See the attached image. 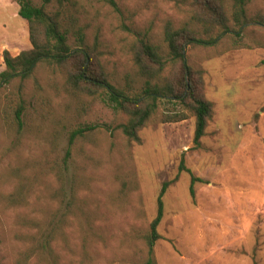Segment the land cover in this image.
<instances>
[{
  "label": "rangeland",
  "instance_id": "rangeland-1",
  "mask_svg": "<svg viewBox=\"0 0 264 264\" xmlns=\"http://www.w3.org/2000/svg\"><path fill=\"white\" fill-rule=\"evenodd\" d=\"M37 7L44 0H32ZM73 16L96 48L109 80L128 95L141 96L147 78L133 62L141 41L168 56L166 32H195L211 40L205 0H71ZM250 20L264 17V0H248ZM233 24L235 0H214ZM48 12L60 9L57 1ZM258 22V21H257ZM244 40H264V26L252 22ZM235 33L217 43L184 44L189 64L202 69L214 116L206 150H193L195 119L155 122L141 132L142 145L127 144L115 128L124 121L100 99L65 90L64 78L48 67L36 77L0 87V264H17L29 235L53 236L55 264H142L144 237L157 215L165 182L158 264H264V48L235 46ZM70 38L72 48L78 46ZM29 27L12 0H0V74L4 51L32 50ZM174 74L172 67L165 76ZM26 103L24 129L15 109ZM175 106L164 102L161 115ZM95 126L64 158L73 131ZM107 127V128H105ZM191 172H181L182 161ZM197 183L190 196L191 176ZM65 191V192H63ZM72 193L75 198L71 200ZM51 253L28 264H53Z\"/></svg>",
  "mask_w": 264,
  "mask_h": 264
},
{
  "label": "trees",
  "instance_id": "trees-1",
  "mask_svg": "<svg viewBox=\"0 0 264 264\" xmlns=\"http://www.w3.org/2000/svg\"><path fill=\"white\" fill-rule=\"evenodd\" d=\"M19 6V16L24 19L29 27L32 50L25 51L19 56H12L9 51H4L3 59L6 70L0 74V87L6 83H12L19 79L21 82L32 80L40 89L41 82L36 74L45 68L53 73H59L64 78L65 90L78 97L100 99L116 115L122 116L124 121L115 128L126 139L127 144L142 145L141 132L155 122L162 124L179 123L189 117L195 119V136L193 150H206L202 140L207 136L209 123L214 116V104L205 96V82L202 69L192 67L187 58L184 44L188 41L196 45L217 43L219 38L226 34L235 33V46L241 48H264V40H252L248 44L243 34L252 22L264 26V17L258 20H250L247 6L248 0H235L233 24L223 7L218 8L214 0H205L208 23L212 30H219L215 39H198L195 32L186 30H168L166 43L169 48L168 56L160 47L150 41H141L140 48L133 53V62L138 68L140 75L147 78V85L141 96H130L117 88L108 78L104 67L100 64V55L96 48H92L87 42L84 28L77 27V19L73 16L77 5L71 0H44L46 6L57 1L60 9L48 12L46 6L37 7L32 0H12ZM109 3L117 9L115 0ZM258 21V22H257ZM75 36L78 46L72 48L69 41ZM172 67L174 74L167 77L165 71ZM189 80V81H188ZM189 87V88H188ZM175 106L170 113L161 115L163 103ZM26 103L22 101L15 109L14 122L19 131L24 129V116ZM107 128V127H105ZM96 130L95 126H87L73 131L70 135L69 146L64 158L65 167L70 168L69 161L73 158V147L76 142L84 138L88 132ZM181 172L191 173L186 167L184 160ZM178 177L162 185L157 200V215L150 225L149 232L144 237L146 247V259L142 264H158L155 248L162 239L159 227L164 219V197ZM203 181L194 175L191 176L190 196L196 200L197 183ZM65 192V191H63ZM75 195L72 193L71 200ZM43 231H37L29 235L32 239L29 249L21 255L17 264H28L35 256L51 253L53 264L56 263L52 249L53 236Z\"/></svg>",
  "mask_w": 264,
  "mask_h": 264
},
{
  "label": "water",
  "instance_id": "water-1",
  "mask_svg": "<svg viewBox=\"0 0 264 264\" xmlns=\"http://www.w3.org/2000/svg\"><path fill=\"white\" fill-rule=\"evenodd\" d=\"M189 81V80H188ZM189 88V87H188Z\"/></svg>",
  "mask_w": 264,
  "mask_h": 264
}]
</instances>
